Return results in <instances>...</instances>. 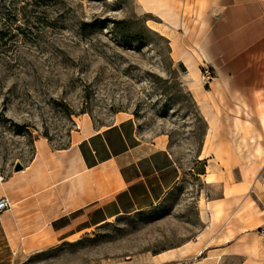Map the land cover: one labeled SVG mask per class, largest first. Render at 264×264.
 I'll use <instances>...</instances> for the list:
<instances>
[{
    "label": "rangeland",
    "instance_id": "374dc122",
    "mask_svg": "<svg viewBox=\"0 0 264 264\" xmlns=\"http://www.w3.org/2000/svg\"><path fill=\"white\" fill-rule=\"evenodd\" d=\"M162 17L152 2L138 0H0L4 180L16 164L29 165L35 140L60 149L79 126L99 129L115 117L128 116L141 129L169 137L181 172L178 185L156 207L121 216L40 252L29 247L27 257L11 264H155L162 253L176 254L173 260L162 259L168 260L162 264L216 263L214 259L205 263L207 251L198 247L208 221L219 223L223 218L220 207L214 208L211 218L206 216L221 185L220 181L207 185L205 174L220 168L224 172L227 166L218 158L211 168L201 156L209 126L201 104L215 111L206 117L219 126L217 145H231V153H225L231 162L239 132L243 156L249 161L250 146L260 138L254 128L264 126V112L255 113L263 104L260 99L235 101V85L215 80L209 67H200V77L189 82L188 70L173 58L169 41L158 33ZM181 37L185 41L186 36ZM252 86L256 97L264 91L262 84ZM250 168L254 164H243L245 176L251 174ZM231 176L225 172L220 179L232 186ZM262 179L258 194L264 203ZM250 206H255L251 200ZM256 243L248 240L241 252H249ZM247 261L244 256L225 255L218 264Z\"/></svg>",
    "mask_w": 264,
    "mask_h": 264
},
{
    "label": "crops",
    "instance_id": "0c3cea01",
    "mask_svg": "<svg viewBox=\"0 0 264 264\" xmlns=\"http://www.w3.org/2000/svg\"><path fill=\"white\" fill-rule=\"evenodd\" d=\"M138 2H152L155 13L163 16L158 33L169 41L173 58L188 70L189 82L200 77V67H209L215 80L235 85V101L261 100L263 109L255 113L264 112V91L256 97L252 86L262 84L264 90V0ZM181 35L186 36L185 41ZM201 106L209 125L201 156L211 168L218 158L227 167L224 172L220 168L205 174L207 185L219 181L221 185L206 216L211 218L214 208L220 207L223 218L219 223L208 221L198 247L207 251L205 263L214 259L218 264L225 255H234L244 256L249 264H264V203L258 194L263 190L264 126L254 128L260 138L250 146L249 161L243 156L242 133H238L239 140H233L232 163L225 155L231 153V145H217L219 126H212L206 117L215 111L205 103ZM238 108L243 110L242 105ZM33 145L29 165L0 183V198L11 203V209L0 214V264L27 257L29 247L31 252H40L121 216L150 210L181 177L169 137L141 129L129 116L115 117L109 126L99 129L79 126L69 144L60 149L43 139ZM247 162L255 168L245 176L243 164ZM225 172L232 173V186L222 183ZM232 188L234 192H230ZM250 200L255 206L247 208ZM243 210L250 215L246 212L242 217ZM248 240L257 246L241 252ZM189 248L190 244L186 245V250ZM162 255L155 264L176 257L174 253L172 257L160 258Z\"/></svg>",
    "mask_w": 264,
    "mask_h": 264
},
{
    "label": "built area",
    "instance_id": "2783aa9c",
    "mask_svg": "<svg viewBox=\"0 0 264 264\" xmlns=\"http://www.w3.org/2000/svg\"><path fill=\"white\" fill-rule=\"evenodd\" d=\"M4 181V178L0 176V183ZM11 209V203L6 197L0 198V214Z\"/></svg>",
    "mask_w": 264,
    "mask_h": 264
},
{
    "label": "water",
    "instance_id": "95a60500",
    "mask_svg": "<svg viewBox=\"0 0 264 264\" xmlns=\"http://www.w3.org/2000/svg\"><path fill=\"white\" fill-rule=\"evenodd\" d=\"M22 169H23V166L22 165L16 164L15 167H14V172H18V171H20Z\"/></svg>",
    "mask_w": 264,
    "mask_h": 264
},
{
    "label": "bare ground",
    "instance_id": "6f19581e",
    "mask_svg": "<svg viewBox=\"0 0 264 264\" xmlns=\"http://www.w3.org/2000/svg\"><path fill=\"white\" fill-rule=\"evenodd\" d=\"M207 180H209V177H208ZM172 256H173V253H170L169 255H167V254L164 253V255H162L160 258L172 257Z\"/></svg>",
    "mask_w": 264,
    "mask_h": 264
}]
</instances>
